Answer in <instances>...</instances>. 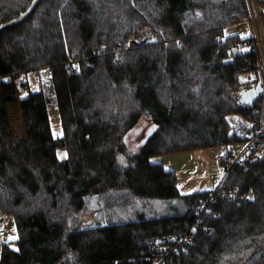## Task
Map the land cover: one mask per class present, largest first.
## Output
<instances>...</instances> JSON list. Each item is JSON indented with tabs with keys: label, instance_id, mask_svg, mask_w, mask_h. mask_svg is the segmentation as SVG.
I'll return each mask as SVG.
<instances>
[{
	"label": "trees",
	"instance_id": "16d2710c",
	"mask_svg": "<svg viewBox=\"0 0 264 264\" xmlns=\"http://www.w3.org/2000/svg\"><path fill=\"white\" fill-rule=\"evenodd\" d=\"M31 1L0 0V24ZM244 1L41 0L0 32V214L15 230L0 264H148L153 245L188 229L210 191L181 194L175 173L150 158L247 141L248 128L226 117H259L260 98L241 101L260 79L257 54L251 38L223 35L247 18ZM144 28L154 42L127 48ZM42 71L47 83L31 89L28 75ZM142 117L156 129L131 152L125 137ZM222 187L253 200L215 196L192 243L165 264H264V152L232 165ZM112 191L178 205L86 225L87 199Z\"/></svg>",
	"mask_w": 264,
	"mask_h": 264
},
{
	"label": "rangeland",
	"instance_id": "374dc122",
	"mask_svg": "<svg viewBox=\"0 0 264 264\" xmlns=\"http://www.w3.org/2000/svg\"><path fill=\"white\" fill-rule=\"evenodd\" d=\"M246 2V0L244 1ZM92 4V3H91ZM94 7L95 4H92ZM93 12L92 14H95ZM249 15V14H248ZM259 26V39L264 49V19ZM258 28V30H259ZM137 34V33H136ZM223 35L233 36L238 35L240 38H251V46L256 50V57L261 65L260 78H264V63L259 54L255 28L253 22L245 21L229 25L224 28ZM146 40L153 41L154 37L150 34L149 29L144 28L132 38V44L135 46L142 45ZM146 43V42H145ZM132 44H130L131 47ZM264 52V50H263ZM29 86L36 88L38 83H47L46 71L40 72V75L34 77L29 74L27 77ZM29 90V88H28ZM240 96V94H239ZM262 100L255 106L256 116L263 118L264 112L261 109ZM51 131L54 137L62 135V127L60 123L59 113L56 108H52L49 112ZM228 123L235 129L242 130L248 128L251 122L242 114L233 112L226 117ZM156 125L153 124L148 117L140 118L139 122L127 133L125 144L129 151L136 152L139 147L154 133ZM245 142H237L227 146H216L210 149L193 150L174 154H164L153 156L150 162L162 164L164 170L173 171L177 179V188L181 194H189L194 192H204L214 190L220 183L222 178L221 164L216 160L217 156L225 155L226 151H231L233 156H237L243 150ZM61 155L64 152H59ZM112 191L103 195H93L87 199L86 206L80 217L86 222V225L93 223L103 224L109 222H123L133 220L139 215L145 218H153L166 216L170 212V206L178 205V201L171 202L159 199H145L132 196L126 193ZM11 232L9 236L3 233ZM0 233L4 237L2 240H7L15 234L12 219L6 215L0 214Z\"/></svg>",
	"mask_w": 264,
	"mask_h": 264
},
{
	"label": "built area",
	"instance_id": "2783aa9c",
	"mask_svg": "<svg viewBox=\"0 0 264 264\" xmlns=\"http://www.w3.org/2000/svg\"><path fill=\"white\" fill-rule=\"evenodd\" d=\"M246 4L248 7L249 15L246 18V21L253 22L255 28V36H256V43L257 49L259 54L261 53V59L264 63V52H263V45L259 39L261 22L264 19V0L261 2H257V0H246ZM259 28V30H258ZM138 34V33H137ZM137 34L131 36V38L126 42L125 46L127 48H132L130 44H132V38H134ZM262 34L264 35L263 31ZM146 43H152L153 41L146 40ZM144 42V43H145ZM142 43V44H144ZM134 47V45L132 44ZM250 67V66H249ZM255 68H258L261 72V65L259 64L258 60L254 65ZM262 87L263 93L260 97L262 100L261 109L264 112V78L262 79ZM24 91L25 93L28 92V86L26 82H24ZM248 139L244 143L245 146L243 150L237 156H231V154H225L221 156H217L216 160L221 164L222 169V178L219 185L214 189L211 190L209 193L208 198L204 201L203 205L198 210L197 218L195 221L191 223L188 229L183 233H172L167 235L161 242L153 245L149 249L151 262L148 264H165V261L174 254H178L179 252H183L186 250L187 246H189L194 236L198 230V224L200 223V215L205 209L206 205L213 200L215 196L226 199V200H233L238 204L250 202L253 200V196L247 192H241L238 189H225L222 187L223 179L227 175L228 171L230 170L231 166L235 163H241L243 160H256L263 155L264 152V120L262 117L259 119H255L252 121L251 125L248 127ZM1 187V186H0ZM11 232L3 233L6 237L10 235ZM14 237V235L12 236ZM10 238V237H9ZM4 237L0 233V258L2 255V246L6 240H2ZM10 240V239H8Z\"/></svg>",
	"mask_w": 264,
	"mask_h": 264
},
{
	"label": "water",
	"instance_id": "95a60500",
	"mask_svg": "<svg viewBox=\"0 0 264 264\" xmlns=\"http://www.w3.org/2000/svg\"><path fill=\"white\" fill-rule=\"evenodd\" d=\"M41 0H32L28 8L19 14L18 17L0 24V32L14 27L19 23L23 22L36 8ZM263 93L262 80L259 79L255 85H253L250 89L241 92V101L247 105L248 107H252L255 101L260 98Z\"/></svg>",
	"mask_w": 264,
	"mask_h": 264
},
{
	"label": "snow or ice",
	"instance_id": "6c2138e0",
	"mask_svg": "<svg viewBox=\"0 0 264 264\" xmlns=\"http://www.w3.org/2000/svg\"><path fill=\"white\" fill-rule=\"evenodd\" d=\"M9 239H15V237H10Z\"/></svg>",
	"mask_w": 264,
	"mask_h": 264
},
{
	"label": "bare ground",
	"instance_id": "6f19581e",
	"mask_svg": "<svg viewBox=\"0 0 264 264\" xmlns=\"http://www.w3.org/2000/svg\"><path fill=\"white\" fill-rule=\"evenodd\" d=\"M264 50V49H263ZM258 69V68H257ZM259 70V69H258ZM260 71V70H259ZM151 261V260H150Z\"/></svg>",
	"mask_w": 264,
	"mask_h": 264
}]
</instances>
